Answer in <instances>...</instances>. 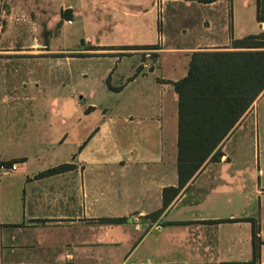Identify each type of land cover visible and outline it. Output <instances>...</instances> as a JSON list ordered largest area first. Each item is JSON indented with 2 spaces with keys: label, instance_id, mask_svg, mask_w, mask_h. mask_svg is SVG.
Segmentation results:
<instances>
[{
  "label": "crops",
  "instance_id": "obj_1",
  "mask_svg": "<svg viewBox=\"0 0 264 264\" xmlns=\"http://www.w3.org/2000/svg\"><path fill=\"white\" fill-rule=\"evenodd\" d=\"M81 1L104 9L111 35L86 37L75 52L90 57L0 58V163L16 161L0 168V264H249L255 225L264 264V141L250 134L253 107L164 207V191L179 185L173 83L193 54L235 51L234 0ZM88 59L107 61L100 84ZM65 164L74 169L38 178Z\"/></svg>",
  "mask_w": 264,
  "mask_h": 264
},
{
  "label": "trees",
  "instance_id": "obj_2",
  "mask_svg": "<svg viewBox=\"0 0 264 264\" xmlns=\"http://www.w3.org/2000/svg\"><path fill=\"white\" fill-rule=\"evenodd\" d=\"M185 1L210 4L218 0ZM257 19L259 23L264 22V0H257ZM233 48L235 51L193 54L188 75L173 83L179 96V185L164 191V207L170 203L168 192H174L176 196L209 157L214 154L212 159H218L220 152L215 151L264 93V32L235 40ZM15 162L0 163V168L11 167ZM72 169L73 165H61L41 173L38 178ZM163 210L151 217L159 215ZM125 221L105 220L115 224ZM257 233L258 227L255 225V254L249 264H256L259 258Z\"/></svg>",
  "mask_w": 264,
  "mask_h": 264
},
{
  "label": "rangeland",
  "instance_id": "obj_3",
  "mask_svg": "<svg viewBox=\"0 0 264 264\" xmlns=\"http://www.w3.org/2000/svg\"><path fill=\"white\" fill-rule=\"evenodd\" d=\"M70 5L75 7V11L68 9ZM256 5L257 0H234L231 28L236 40L264 32V22L259 24L257 20ZM104 14V9L100 6H93L81 0H0V58L90 57L80 56L75 51L86 49L88 35L92 37L94 44L110 41L111 35L105 27L108 19ZM100 24L103 27H100ZM38 43H50L52 49L66 50L68 53L47 55L41 53L42 47H39V52L36 47ZM97 60L99 59H88L83 64L88 74L95 77L99 82L96 83L100 84L101 76L106 75L107 61ZM11 64H4L8 72ZM18 69V75L21 77L19 81H22L25 67L19 66ZM66 69L69 71L72 67L67 63ZM50 80L52 81L51 77ZM71 81L67 76V82ZM85 94L86 92L82 91L81 95ZM252 107L256 123L253 132H249L253 138L264 141V93ZM243 134L242 131L235 136V141Z\"/></svg>",
  "mask_w": 264,
  "mask_h": 264
},
{
  "label": "built area",
  "instance_id": "obj_4",
  "mask_svg": "<svg viewBox=\"0 0 264 264\" xmlns=\"http://www.w3.org/2000/svg\"><path fill=\"white\" fill-rule=\"evenodd\" d=\"M13 170H15L16 169V166H13V168H12Z\"/></svg>",
  "mask_w": 264,
  "mask_h": 264
},
{
  "label": "water",
  "instance_id": "obj_5",
  "mask_svg": "<svg viewBox=\"0 0 264 264\" xmlns=\"http://www.w3.org/2000/svg\"><path fill=\"white\" fill-rule=\"evenodd\" d=\"M145 222H146V220H145Z\"/></svg>",
  "mask_w": 264,
  "mask_h": 264
}]
</instances>
